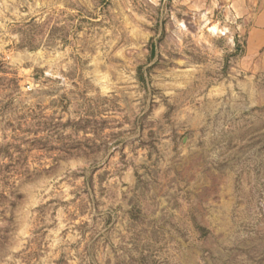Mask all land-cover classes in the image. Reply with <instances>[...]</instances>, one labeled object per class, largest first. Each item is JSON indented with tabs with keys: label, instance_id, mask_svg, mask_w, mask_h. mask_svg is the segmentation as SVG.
I'll use <instances>...</instances> for the list:
<instances>
[{
	"label": "rangeland",
	"instance_id": "374dc122",
	"mask_svg": "<svg viewBox=\"0 0 264 264\" xmlns=\"http://www.w3.org/2000/svg\"><path fill=\"white\" fill-rule=\"evenodd\" d=\"M228 2L0 0V264H264Z\"/></svg>",
	"mask_w": 264,
	"mask_h": 264
},
{
	"label": "crops",
	"instance_id": "0c3cea01",
	"mask_svg": "<svg viewBox=\"0 0 264 264\" xmlns=\"http://www.w3.org/2000/svg\"><path fill=\"white\" fill-rule=\"evenodd\" d=\"M240 18L235 40L241 48L240 68L252 79L264 75V0H228Z\"/></svg>",
	"mask_w": 264,
	"mask_h": 264
},
{
	"label": "bare ground",
	"instance_id": "6f19581e",
	"mask_svg": "<svg viewBox=\"0 0 264 264\" xmlns=\"http://www.w3.org/2000/svg\"><path fill=\"white\" fill-rule=\"evenodd\" d=\"M217 31V30H216Z\"/></svg>",
	"mask_w": 264,
	"mask_h": 264
}]
</instances>
